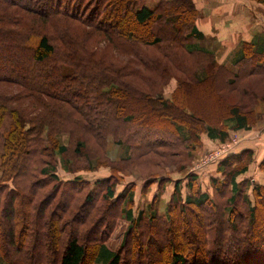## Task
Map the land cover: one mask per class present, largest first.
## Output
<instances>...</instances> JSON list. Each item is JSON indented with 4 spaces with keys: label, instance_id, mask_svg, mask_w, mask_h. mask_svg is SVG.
Listing matches in <instances>:
<instances>
[{
    "label": "trees",
    "instance_id": "trees-1",
    "mask_svg": "<svg viewBox=\"0 0 264 264\" xmlns=\"http://www.w3.org/2000/svg\"><path fill=\"white\" fill-rule=\"evenodd\" d=\"M254 1L264 5V0ZM197 18L193 0L163 1L154 8L139 0H0V84L17 86L23 99L37 102L47 112L27 113L9 106L21 96L0 94V221L9 225L0 264H264V183L256 182V176L244 177L252 152L237 149L209 164L213 171L206 167L188 172L205 150L203 136L216 141L212 150L231 133L254 127L246 105L228 104L224 120H206L184 105L191 89L184 81L176 79L179 88L172 97L144 91L131 78L139 76L136 67L98 57L80 32H70L77 25L87 35L120 43L140 64L162 74L160 87L171 71L162 65V58L147 59L149 48L173 64L178 52L188 56L201 68L195 72L189 66L172 68L190 72L189 79H197V84L212 86L220 99L242 89L247 80L264 79V45L256 49L252 42L241 43L231 70L217 64L213 52L188 43L192 37L203 39ZM142 30L145 35L140 36ZM17 52L25 54L24 68H15L12 56ZM151 86L158 83L152 81ZM60 129L69 130L70 147L52 137ZM82 136L98 145L99 154L110 145L126 148L125 156L87 168L91 172L108 167L106 178L90 181L78 176L75 157L89 162L93 153L89 139ZM151 154L168 159L176 171L148 176L141 194L145 196L153 184L160 194L134 215L136 185L123 184L129 176L125 173L149 164ZM55 155L63 158L65 175L73 177L63 178L57 171ZM169 174L183 178L173 182L164 211L159 212L155 204L172 182ZM262 174L264 158L257 172ZM118 185L125 187L116 194ZM40 189L47 194L33 209ZM80 197L94 206V228L83 234L78 226L64 232L59 219H65ZM17 201L22 204L19 233L11 224ZM110 211L113 216L107 221ZM47 216L50 234L47 244L40 245ZM120 220L127 228L118 249L112 251L105 239ZM99 227L106 229L103 239L90 247Z\"/></svg>",
    "mask_w": 264,
    "mask_h": 264
},
{
    "label": "rangeland",
    "instance_id": "rangeland-1",
    "mask_svg": "<svg viewBox=\"0 0 264 264\" xmlns=\"http://www.w3.org/2000/svg\"><path fill=\"white\" fill-rule=\"evenodd\" d=\"M140 4H143L145 6H147L148 8H154L156 7L160 2L163 1H171V0H139ZM254 1V0H253ZM256 2V1H254ZM258 3V2H256ZM258 4H262V3H258ZM11 12H13L12 10H10V13H8L9 15L12 14ZM207 14V11H203L201 9H198V16L201 17L202 14ZM119 21H126V19L124 17H119L118 18ZM4 20V18H3ZM3 20H1L0 22H2ZM3 23V22H2ZM6 26H8L9 24H5ZM74 29V30H72ZM81 29H83L82 27H79L77 25H75V27L72 26V28H70V32L71 34H74L76 31L80 32L82 38H84V40L86 41V44H88L91 48H95L96 53H98L99 55H97L98 57H106V58H110L111 62H115L117 61L118 64L121 63L122 65H126L129 64L132 67H136V71L137 74L139 76H135V78L129 76L132 78L133 83L137 86H139L141 89H143L144 91H149V90H156V92L161 91V93L163 94V96L166 97H172V95L174 94L175 90H177L179 87V82L176 80L178 79L179 81H184V83L188 86L191 87V89H189L186 94L188 95L187 97L184 98V105H186L187 108H189L195 115L197 116H201L202 118L206 119V120H212L214 123L222 121L225 119L227 110L230 106H228V104H236V105H241V104H245V113H251L252 117H253V121L256 122V124L254 126L257 125L258 122H260L259 125H262L264 122V79L263 78H259L256 77L252 80H247L246 83H244L243 88L239 89L237 91H232L227 93L223 98H219L214 89L212 88V86L210 87L209 85H202V84H197L198 80L197 79H193L192 77L189 79L190 77V72H182L180 70V66H189L188 68L192 71L195 72L197 69H200V65H196L191 62V59L178 52V56H180L179 58H177V62H175L173 64V62H169L167 59H163L164 57L162 55H160L156 50H154L153 48H149L148 51L146 52V57L147 59H156V58H162L161 61L162 65L164 67H169L170 69L168 74H166L165 78H166V83L164 84V86H159V84H162L161 82H163V80H159L160 76H162V74L158 75L156 74L155 70L152 71V67H149V65L147 63H143L140 64L139 60L132 55L129 52H126V49L123 47V45H121L118 42H113V41H105L103 40V38L98 37V35H87L84 32L85 31H81ZM86 32L88 29H85ZM85 34V35H82ZM140 36L145 35V31H141ZM194 39V38H193ZM208 39V38H207ZM190 40V38L188 39ZM196 40V39H194ZM214 41V40H213ZM191 42V41H190ZM201 42H204L203 40H201ZM211 41H208L206 43H202L204 46H207L210 44ZM215 42H217L215 40ZM16 43H13V45L16 47L15 45ZM212 45L214 46L215 43H211L210 47L212 48ZM88 46V47H89ZM215 54H217L218 56L220 55L219 53L221 52V49L216 48L215 50ZM96 56V57H97ZM179 59V60H178ZM12 60L15 61V68L20 69V68H24V65L26 64L25 62V54H21V53H16L12 56ZM115 60V61H114ZM116 64V63H115ZM174 66H179L178 68H172ZM227 67L231 70H235V67L232 63L228 64ZM200 71V70H198ZM200 74V73H198ZM189 75V77H188ZM200 75L203 76V74L201 73ZM201 76V77H202ZM141 77L142 79L138 78ZM200 77V78H201ZM151 79V80H150ZM155 81L156 83H158V86H151V82ZM149 82V83H148ZM154 83V82H153ZM155 84V83H154ZM19 88L17 86H13V85H8V84H0V94L4 95L5 97L8 96L9 98L12 96H18L21 98L18 99V102L16 103H11L9 104V106H16V107H22L21 109L26 110L27 113H33L36 114L38 112H43L47 115L46 110H43L42 108L38 107L37 102L31 100L30 99H23L22 93H19ZM179 91V90H178ZM177 91V92H178ZM181 96V93L179 94V98ZM219 100V102L217 101ZM218 102V104L216 103ZM220 103V104H219ZM220 117V118H219ZM255 117V118H254ZM262 121V122H261ZM58 132V133H57ZM55 131L52 135V137L57 139V142L59 143V145H64V146H68L70 147L72 145L71 143V138L70 135L68 134L69 130L66 132L64 130H59V131ZM45 135H49L47 134L48 132H44ZM30 134H26V136H29ZM82 138H84L85 140H88L89 138H85L84 136H82ZM233 140H236V136H234L232 133L229 135V138L227 141H225L224 143H221L219 145H217L214 148L219 147L222 144H230L232 143ZM87 142H89V145L91 146V161L89 160L86 161V159L83 158H76V161L78 163L77 167L80 168L79 172L80 173L78 176L82 177L83 179L86 180H90L93 181L95 179L98 178H103V176L107 177V173H108V167H99L96 171H91L87 170L88 167L93 166L95 164H98L100 161L104 162L107 161H115V158L117 159L118 157H123L125 156V147L119 146V145H113L110 147H103L104 149V153H96V150L100 149L98 148V145H96V143L89 139ZM212 146H205V150H209ZM213 148V149H214ZM206 151V152H207ZM211 150H209L207 153H209ZM206 152H204L201 156L200 159H203L206 155ZM98 154V155H96ZM90 156V154H89ZM54 160L56 162V167H57V171H59V173L63 176V178H71L73 176H69V175H65V171L63 170V158L55 155L54 156ZM149 164L145 165V166H141L139 168L135 167V168H129L127 170V172L125 174L129 175L126 178H124V182L123 184H125L127 182V180H135L134 184H136V194L134 195V200H135V204H134V208L135 210L134 215H136L140 210L145 209L146 206L148 205L147 200H148V194H150L149 199L151 198V196L154 194L158 195L160 194V190L155 191V189L157 187L156 184H154V186H150L148 188L147 191V195L144 198V201L142 199V197L140 195L143 196V194L139 193V188L143 187H139L137 186V184H142V181H148L150 175H159L162 173H172L175 172V167L172 164H169V160L164 158L163 156L157 154H151L150 158L148 159ZM92 162V163H91ZM159 162V166L153 163ZM73 163V162H72ZM118 167H122L121 165H117ZM192 167V165H191ZM193 168V167H192ZM195 168V166H194ZM190 169V168H189ZM64 171V172H63ZM251 172H254L255 174L253 176H256V170H253ZM170 176H172L171 174H169ZM105 177V178H106ZM257 181L256 182H261L264 183V174H262L259 178L257 177ZM152 180V179H150ZM185 179L182 180V184H185ZM168 186V185H167ZM125 185H118L116 187V194L123 192ZM152 188V189H151ZM185 192V190H183ZM164 193V191L161 190V193ZM167 193V192H166ZM46 191L44 192V189H40L39 190V195L37 197H35L34 201V206L33 209L36 208V206H40L41 202L43 201V199L45 198L46 195ZM139 195V196H138ZM166 195V194H165ZM159 201V200H158ZM149 202V201H148ZM157 210L160 211H164L165 208V202H164V198L160 199V201L158 203L155 204ZM91 205H87L85 203V201H83L82 197H80L79 199H77L75 205L71 208L68 209L65 213V219H59L60 226L63 229L64 232H67L68 230H73L74 228H78L80 229V231L83 232L88 230L90 231L91 229L94 228V226L92 225L93 219L96 216V213L92 214L91 210L94 207H90ZM99 206V205H98ZM102 206V205H101ZM56 206L55 209L56 210ZM14 209H15V214H14V218L12 219L11 224L13 225V227L15 228L16 233H19L23 230V226H22V218H21V212H22V204L21 202L17 201L16 204L14 205ZM51 209H53L51 207ZM91 213V215H90ZM113 216V211H110V214H108V219L107 221L111 220ZM209 216V215H208ZM90 219V221H87ZM183 216H181L180 219V223H184L185 221L183 220ZM86 222V226L83 225V222ZM44 229L42 230V242L40 241V245H42L43 243L47 244V237L49 236V229L47 228L48 224H51V219L47 216L44 220ZM51 226V225H50ZM92 228H91V227ZM180 226V224L178 225ZM182 226V225H181ZM180 226V228H181ZM90 227V228H89ZM9 228V225L4 221H0V247L3 248L6 246V231ZM89 228V229H88ZM97 228V227H96ZM127 228V223H125L123 220H120L116 227L115 230L113 232V234L110 236V238L105 239V243L106 245L109 247L110 250L115 251L118 249L120 242L122 241V238L125 234ZM179 228V229H180ZM98 230V229H97ZM105 228L103 227H99V230L94 234V239L96 241H91L90 243V247H92L97 241L102 240L103 239V233L105 234ZM164 237V236H163ZM49 238V237H48ZM160 241V240H159ZM87 246V247H89ZM135 250V249H134ZM38 251H42L40 249H37L36 252ZM137 252V250H136ZM135 255H133L131 257V260L134 261L135 259ZM4 264V263H3ZM140 264H145L143 262H140Z\"/></svg>",
    "mask_w": 264,
    "mask_h": 264
},
{
    "label": "crops",
    "instance_id": "crops-1",
    "mask_svg": "<svg viewBox=\"0 0 264 264\" xmlns=\"http://www.w3.org/2000/svg\"><path fill=\"white\" fill-rule=\"evenodd\" d=\"M193 2L195 4L197 13L198 9L207 11L208 13H203L201 17L198 16L196 21L197 30L203 35V39L194 40L195 38L193 39L192 37L190 38L188 43L193 45L194 47L203 48L205 50L213 52L217 64L224 65L226 67L230 63L234 65V61L238 57L240 52L241 43L243 42H252L255 45L256 49H261L263 47V4H258L253 0H193ZM201 40H203L204 42H201ZM215 40L217 42H215ZM208 41H211L210 44L215 43V45H212L211 48L210 44L207 46H204L202 44ZM216 48L221 49L219 56L215 54ZM259 124L260 122H258L257 125L249 131L239 130L232 133L238 139V144L235 151L237 149H241L252 152V163L249 167V172L244 177L251 178L255 174L254 172H251L253 170H256L258 172V167L262 159L264 158V122L262 125ZM201 139L206 147L216 145V141L214 143L209 142L207 141V138L205 136H203ZM200 155L201 152H199L198 156L191 164L193 168L191 166L189 167L190 169L188 168L189 173L193 172L194 166L196 167V165L199 164L201 160ZM206 167H208V165L202 166L201 168L196 170L203 171L204 169H206ZM209 170L213 171L212 168H209ZM257 172L256 179L257 177L259 178ZM182 178L183 176L180 175H172V182L169 183L162 195V198H164V202L168 200L172 192L173 182ZM134 181L135 180H127L125 184H134ZM141 183L142 184H137V186H143L146 181H142ZM152 186H154V184ZM141 189L142 187L138 189V194L141 193ZM140 196L144 201L145 196ZM153 196L154 194L151 196V198ZM149 197L150 194H148V200L146 203H149L151 201V198L149 199Z\"/></svg>",
    "mask_w": 264,
    "mask_h": 264
},
{
    "label": "built area",
    "instance_id": "built-area-1",
    "mask_svg": "<svg viewBox=\"0 0 264 264\" xmlns=\"http://www.w3.org/2000/svg\"><path fill=\"white\" fill-rule=\"evenodd\" d=\"M237 144L238 139L236 138V140H233L230 144H222L219 147L212 149L203 159L200 160L199 164L196 165L193 171L201 168L202 166L209 165L223 156L233 154L237 148Z\"/></svg>",
    "mask_w": 264,
    "mask_h": 264
}]
</instances>
